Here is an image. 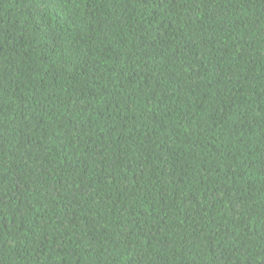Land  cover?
Masks as SVG:
<instances>
[{
    "label": "trees",
    "instance_id": "16d2710c",
    "mask_svg": "<svg viewBox=\"0 0 264 264\" xmlns=\"http://www.w3.org/2000/svg\"><path fill=\"white\" fill-rule=\"evenodd\" d=\"M0 264H264V0H0Z\"/></svg>",
    "mask_w": 264,
    "mask_h": 264
}]
</instances>
